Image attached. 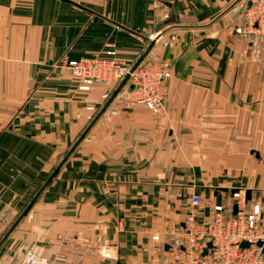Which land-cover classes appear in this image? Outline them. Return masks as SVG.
<instances>
[{"label":"crops","instance_id":"obj_1","mask_svg":"<svg viewBox=\"0 0 264 264\" xmlns=\"http://www.w3.org/2000/svg\"><path fill=\"white\" fill-rule=\"evenodd\" d=\"M240 1L0 0V239L72 149L0 264H167L193 195L199 219L234 212L237 189L264 215V35L232 31ZM146 33L171 73L164 111L112 100L96 118L113 85L80 91L62 60L112 43L133 64Z\"/></svg>","mask_w":264,"mask_h":264},{"label":"built area","instance_id":"obj_2","mask_svg":"<svg viewBox=\"0 0 264 264\" xmlns=\"http://www.w3.org/2000/svg\"><path fill=\"white\" fill-rule=\"evenodd\" d=\"M241 21L232 27L239 35H264V0H246L245 6L236 7ZM158 33H146L144 47L156 40ZM66 69L78 81L80 91H88L97 82L113 85L102 94L108 100L120 81L128 78L113 101L124 105L141 104L154 114L164 111L165 80L170 77L166 61L160 57L144 56L134 70L115 56L114 45L109 43L103 55L79 59H63ZM237 209L215 203L208 218L199 219L195 208L202 199L193 195L191 210L186 214L180 228L171 227L166 232L172 240L168 250L173 258L167 264H264V215L261 202L255 200L247 206L246 192H231ZM159 241L160 235H151ZM210 242V246L207 243ZM242 243L247 246H242ZM206 250L205 254H203ZM22 264H55L44 257L27 252Z\"/></svg>","mask_w":264,"mask_h":264},{"label":"water","instance_id":"obj_3","mask_svg":"<svg viewBox=\"0 0 264 264\" xmlns=\"http://www.w3.org/2000/svg\"><path fill=\"white\" fill-rule=\"evenodd\" d=\"M64 1H69V0H64ZM154 43V40L150 41L146 47V49L143 51V53L138 57V59L132 64L130 71L134 70L135 67L139 64V62L143 59V57L146 55L147 51L152 47ZM128 78V75H126L121 81L120 83L117 85V87L115 88V90L112 92V94L110 95V97L108 98V100L105 102L103 108L99 111V113L97 114L96 118L102 113V111L110 104V102L112 101V99L114 98L115 94L120 90V88L124 85V83L126 82ZM82 137V135H81ZM80 139V138H79ZM72 150V149H71ZM71 150L69 151V153L71 152ZM67 153L63 160L59 163V165L56 167V169L51 173V175L48 177V179L44 182V184L40 187V189L35 193V195L31 198V200L28 202V204L25 206V208L22 210V212L20 213V215L18 216V218L16 219V221L11 225V227L8 229V231L4 234V236L0 239V246L2 245V243L4 242V240L6 239V237L8 236V234L11 232V230L14 228V226L17 224V222L28 212V210L30 209V207L32 206V204L35 202V200L37 199V197L40 195V193L42 192V190L45 188V186L49 183V181L52 179V177L55 175V173L57 172L59 166L63 163V161L65 160V158L68 156ZM256 154H258L257 152H255ZM249 191L246 192V197H248ZM207 246H210V242L207 243ZM242 246H247V244L242 243ZM165 248H168V245L165 246ZM206 250H204L203 254H205Z\"/></svg>","mask_w":264,"mask_h":264},{"label":"rangeland","instance_id":"obj_4","mask_svg":"<svg viewBox=\"0 0 264 264\" xmlns=\"http://www.w3.org/2000/svg\"><path fill=\"white\" fill-rule=\"evenodd\" d=\"M240 3L242 4V6H245L246 0H241Z\"/></svg>","mask_w":264,"mask_h":264}]
</instances>
